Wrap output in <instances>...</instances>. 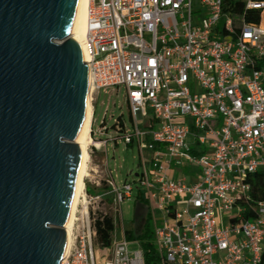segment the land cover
I'll return each instance as SVG.
<instances>
[{
    "label": "built area",
    "instance_id": "obj_1",
    "mask_svg": "<svg viewBox=\"0 0 264 264\" xmlns=\"http://www.w3.org/2000/svg\"><path fill=\"white\" fill-rule=\"evenodd\" d=\"M195 1L90 0L93 101L124 87L130 113L115 138L96 140L109 130L105 114L91 145L137 147L140 157L133 181L106 177L97 195L86 187L62 264H146L121 210L139 192L159 264H264V0ZM107 216L123 237L116 230L102 254L95 223Z\"/></svg>",
    "mask_w": 264,
    "mask_h": 264
},
{
    "label": "water",
    "instance_id": "obj_2",
    "mask_svg": "<svg viewBox=\"0 0 264 264\" xmlns=\"http://www.w3.org/2000/svg\"><path fill=\"white\" fill-rule=\"evenodd\" d=\"M80 0H0V264H61L90 68Z\"/></svg>",
    "mask_w": 264,
    "mask_h": 264
},
{
    "label": "rangeland",
    "instance_id": "obj_3",
    "mask_svg": "<svg viewBox=\"0 0 264 264\" xmlns=\"http://www.w3.org/2000/svg\"><path fill=\"white\" fill-rule=\"evenodd\" d=\"M200 5L198 1H195V8H199ZM202 16V13L201 15ZM95 101V102H94ZM93 105L95 107V123L94 128L97 130L101 127V123L106 116V124L109 128L108 132L101 135L97 134L94 138L96 140L99 139H112L115 138L118 134L113 129L115 121L118 117L124 115L125 121L129 122L130 113L127 104V98L125 94L124 87H115V88H108L102 89L101 91H97L94 95ZM93 146H90V177L86 180V185L92 188L94 186V182L103 180L106 176L101 169L96 168V164L98 160L95 158L93 154ZM104 152L106 153V149L104 148ZM139 150L137 147L127 148L123 144L119 146H114L110 143L106 154V161L108 163L109 170L112 173V177L115 180L117 185H123L124 182L127 180L129 182L133 181L134 176L137 174V165L139 162ZM133 172L131 175L130 173ZM188 173V170H187ZM102 184V183H101ZM136 187V186H135ZM93 192H95L92 189ZM107 203L102 208V211H107ZM81 209V205L79 210ZM121 210L124 217V226L129 229L131 228L133 232L138 235L140 234L144 219L142 220L143 216L145 215L146 208L142 203L136 202L135 199H129L122 204ZM158 219L160 220V215L158 214ZM135 221V222H134ZM134 222V223H133ZM120 231V230H119ZM116 239H121L120 235L116 236ZM95 250L99 253L108 252L109 249L107 247L102 246L99 243V239H95ZM131 249H136V246H131Z\"/></svg>",
    "mask_w": 264,
    "mask_h": 264
},
{
    "label": "bare ground",
    "instance_id": "obj_4",
    "mask_svg": "<svg viewBox=\"0 0 264 264\" xmlns=\"http://www.w3.org/2000/svg\"><path fill=\"white\" fill-rule=\"evenodd\" d=\"M90 0H80L77 8L76 16L70 32L69 37H75L83 50V58L86 65L91 61L89 54L86 51V36H87V21L89 15ZM89 66V65H88ZM91 81V80H90ZM93 88L90 82L89 98L86 105V109L82 118V122L75 138V143L83 146L84 158L79 176L77 189L72 197L71 204L68 210L66 220L64 221L63 228L66 232V247L64 257H66L72 246V234L74 226L78 217L80 205H85L86 199V180L90 177V146L93 142L91 137L92 118H93ZM86 207H84V211ZM83 211V212H84ZM62 264V263H61Z\"/></svg>",
    "mask_w": 264,
    "mask_h": 264
},
{
    "label": "trees",
    "instance_id": "obj_5",
    "mask_svg": "<svg viewBox=\"0 0 264 264\" xmlns=\"http://www.w3.org/2000/svg\"><path fill=\"white\" fill-rule=\"evenodd\" d=\"M261 67L264 68V60L261 63ZM259 184V198L264 199V180L262 179ZM87 191L91 195L100 194L99 191L94 190L95 192H93L90 188H87ZM109 201L111 202V200ZM137 202L142 203L146 208L145 215L142 218V220L144 219L143 227L140 234L138 235H136L132 229L127 230L126 238L129 241L139 242L144 253L146 264H159V256L154 242L152 217L149 210L148 201L142 192H139L137 196ZM95 229L98 232L99 243L104 247L111 246L114 240V234L116 232V224L113 218L109 216L104 218L100 217L95 223Z\"/></svg>",
    "mask_w": 264,
    "mask_h": 264
},
{
    "label": "crops",
    "instance_id": "obj_6",
    "mask_svg": "<svg viewBox=\"0 0 264 264\" xmlns=\"http://www.w3.org/2000/svg\"><path fill=\"white\" fill-rule=\"evenodd\" d=\"M95 102V101H94ZM94 123H95V107H94V105H93V124H92V128H93V130H95V128H94ZM132 148V147H131ZM107 151L108 150H106V153L104 152V149H101V150H97V149H95L94 148V150H93V154L95 155V158L98 160V163L96 164V168H97V170L98 169H101L102 170V172H105L106 171V168L108 169V172H105L104 174H105V176L106 177H111V178H113L112 177V174H111V171L109 170V167H108V163H107V161H106V159H105V157H106V154H107ZM105 177V178H106ZM105 178L103 179V180H100L101 181V183L103 184V187L102 188H96V187H90L89 186V184H87L86 185V187L87 188H90V189H93V190H95V191H99V193L100 194H103V193H105L109 188H106V181H105ZM108 180H110V178H108ZM115 181V180H114ZM127 181V180H126ZM98 182V181H97ZM137 196H138V193L137 194H134V196L131 198V199H135V201L137 202ZM126 228V227H125ZM129 229H131V228H129ZM129 229H127L126 228V231L127 230H129ZM116 230H117V234L118 235H120L121 236V238L123 237L122 236V232H121V229L120 228H117L116 227ZM120 230V231H119Z\"/></svg>",
    "mask_w": 264,
    "mask_h": 264
}]
</instances>
